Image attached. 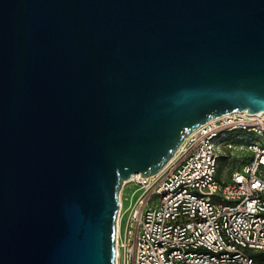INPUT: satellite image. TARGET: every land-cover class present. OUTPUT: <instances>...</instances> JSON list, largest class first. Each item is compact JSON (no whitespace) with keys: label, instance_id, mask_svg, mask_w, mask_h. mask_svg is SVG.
<instances>
[{"label":"water","instance_id":"water-1","mask_svg":"<svg viewBox=\"0 0 264 264\" xmlns=\"http://www.w3.org/2000/svg\"><path fill=\"white\" fill-rule=\"evenodd\" d=\"M243 110L264 0H0V264H116L123 182Z\"/></svg>","mask_w":264,"mask_h":264},{"label":"built area","instance_id":"built-area-1","mask_svg":"<svg viewBox=\"0 0 264 264\" xmlns=\"http://www.w3.org/2000/svg\"><path fill=\"white\" fill-rule=\"evenodd\" d=\"M260 138L264 111L230 112L188 135L159 173L125 180L116 238L125 264H264ZM233 149L250 156L219 181L220 158Z\"/></svg>","mask_w":264,"mask_h":264},{"label":"rangeland","instance_id":"rangeland-1","mask_svg":"<svg viewBox=\"0 0 264 264\" xmlns=\"http://www.w3.org/2000/svg\"><path fill=\"white\" fill-rule=\"evenodd\" d=\"M243 134V133H242ZM264 144V138L259 139ZM243 143L244 141H240ZM250 154L246 151V149H233L226 152L224 157H231L228 161V159L220 158L219 164H218V171H217V180L227 182L230 180V174L232 172L233 167H239L242 162H240L241 159H245L249 157ZM233 159V160H232ZM235 159H238V161H234ZM232 162H231V161ZM233 166V167H232ZM129 192V191H128ZM131 193V191H130ZM129 196L130 194L127 193ZM129 204V201L125 202V207H127ZM120 257H119V264H125V253L122 248L119 249ZM117 256L116 253V264L117 263ZM128 264H132L131 260L128 261Z\"/></svg>","mask_w":264,"mask_h":264},{"label":"bare ground","instance_id":"bare-ground-1","mask_svg":"<svg viewBox=\"0 0 264 264\" xmlns=\"http://www.w3.org/2000/svg\"><path fill=\"white\" fill-rule=\"evenodd\" d=\"M117 227L119 228V222L117 223ZM117 263L119 264V257H120V252H119V248L117 247Z\"/></svg>","mask_w":264,"mask_h":264}]
</instances>
